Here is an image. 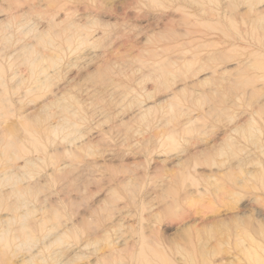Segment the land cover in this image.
<instances>
[{
  "label": "rangeland",
  "instance_id": "374dc122",
  "mask_svg": "<svg viewBox=\"0 0 264 264\" xmlns=\"http://www.w3.org/2000/svg\"><path fill=\"white\" fill-rule=\"evenodd\" d=\"M47 7V0H11V6L2 4L0 30L4 25L18 22L24 13ZM130 7V3L122 5L118 2L116 12L119 15L106 10L98 14L104 22L119 24L122 19H127L134 26L129 32L117 29L99 48L86 49L68 59L42 49L35 76L27 69L18 70L11 60L4 67L8 82L6 88H0V136L7 134L25 139L32 131L33 123L55 105H91L89 115L93 122L83 142L92 158L69 169L71 175L62 184H56L59 161L54 162L55 167H47L35 182V188L43 192L39 196L38 226H44L50 218L60 219L58 232L52 234L47 244L65 234L68 242L50 251L44 250L45 244L30 255H16L5 252L0 239V264H24L26 260L35 264H104L112 258L108 251L84 249L82 244L72 242L75 231L84 227L89 228L87 238L91 241L104 239L112 232L118 241L113 242V252L123 253L133 247L134 240L125 232L138 223L136 209L115 201L119 195L118 186L124 179L118 175L120 172L140 169L137 175H145L143 166L147 156L143 147L127 150L121 147L134 142L127 128L142 115L146 114V120L158 129L154 136L166 144L174 141L178 131H201L202 126L195 121H211L200 135L191 138L183 152L151 157L147 174L156 183L143 193L144 203L148 206L171 191L166 176H174L193 161L208 164L209 157L215 158L220 149L226 148L232 136H255L264 128V49L259 44L250 46L246 40L227 31L226 0H220L215 16L210 0H187L185 9L180 12L146 10L138 15L129 10L125 15ZM79 12V19L83 20L86 13L82 6ZM65 15L61 11L54 18L42 17L37 21L39 32H54ZM217 16L224 19L218 21ZM22 47L8 49L7 56L12 57L13 52ZM157 47L163 49L160 59L167 67L168 75L165 79L154 76L143 83L144 92L152 94L153 98L142 109L135 107L122 112L115 105L107 108L104 101L119 102L123 95L113 86L116 82L109 76L110 69L113 72L130 71L136 67L133 58L142 59L145 54H153ZM0 51L4 49L0 48ZM182 106L186 107H183V118L178 126L170 125L169 121L181 112ZM166 109H171L173 114H166ZM110 137L115 138V144L110 142ZM259 147L258 143L250 146L247 153L230 159L223 169L197 167L189 175L190 183L182 193L189 199L192 211L182 222L165 220L160 223L161 237L174 241L185 225L193 232L206 230L212 235L220 225V217L243 221L253 218L264 223V206L258 200V194L249 193L233 209L220 210L211 202L201 204L196 195L202 189L192 186L198 179L226 178V173L234 175L239 169L257 174ZM24 163V160L18 161L17 167H23ZM54 184L55 191H48ZM8 218V212H0V220ZM113 229L118 231L113 232ZM215 245L213 240L209 247ZM262 246L264 241L253 233L248 244L237 251H224L215 258V264H258Z\"/></svg>",
  "mask_w": 264,
  "mask_h": 264
},
{
  "label": "clouds",
  "instance_id": "9594fccd",
  "mask_svg": "<svg viewBox=\"0 0 264 264\" xmlns=\"http://www.w3.org/2000/svg\"><path fill=\"white\" fill-rule=\"evenodd\" d=\"M118 2L122 5L131 4L125 15L129 10L139 15L146 10L180 12L185 9L187 0H47V8L24 13L18 22L4 25L0 30V48L4 49L0 51L2 61L0 88L7 87V73L3 69L10 60L18 70L27 69L35 76L36 70L40 67L42 49L44 52L51 50L68 59L77 53H84L86 49L99 48L103 40L117 29L122 32L131 31L134 26L127 19H122L119 24H113L99 18L98 14L105 10L113 15H119L116 12ZM226 2L228 4L226 16L229 21L226 25L227 31L246 40L250 46L259 44L264 49V0ZM2 4L11 6V0H0V5ZM210 5L212 14L217 15L220 0H210ZM80 6L86 13L83 20L79 19ZM241 9L244 11L241 12ZM61 11L66 13L64 21L56 26L54 32L41 34L37 21L44 16L54 18ZM217 19L219 21L224 17L217 16ZM20 45L24 47L13 52L12 57L7 56L8 49H16ZM162 55L163 49L157 47L153 54H145L142 59L133 58L136 67L130 71L113 72L110 69L109 76L116 82L113 86L123 95L119 102L104 101L106 107L111 108L115 105L122 112L135 107L142 109L143 105L153 98L152 94L144 92L143 83L154 76L165 79L168 75L167 67L160 59ZM40 74L43 75L42 72ZM20 75L23 76L24 73L21 72ZM12 79L15 80L16 77L13 76ZM91 107L80 103L70 106L55 105L33 123L32 131L25 139H17L7 134L0 136V212L9 213L7 220H0V239L3 240L5 252L30 255L34 249L47 244L53 233L58 232L60 228L58 218H50L47 224L38 226L41 211L39 196L43 192L35 188V182L47 167H55L54 162L59 161L56 184H62L71 175L69 169L73 166L78 167L81 162L92 158V153L83 143L93 122L89 115ZM183 107L186 106H182L181 112L173 116L169 121L170 125L178 126L179 120L183 118ZM165 112L168 115L173 114L171 109H166ZM145 117L146 114L142 115L127 128L134 142L130 145H121L126 150L129 147H143L147 156L143 166L145 175H137L140 169L120 172L118 175L124 179L118 186L119 195L115 201L116 204L125 203L136 209L138 223L125 232L134 240L133 247L123 253L113 252L116 237L112 232L104 239L91 241L87 238L88 227L77 229L72 236V242L82 244L84 249L108 251L112 258L104 261V264H215V258L224 251H237L248 244L253 233L264 241V223H259L253 218L243 221L225 220L220 217V225L212 235L206 230L193 232L187 225L174 241H166L159 233L160 223L165 220L182 222L192 211L189 199L182 193L190 183L189 175L194 173L197 167L223 169L230 159L244 155L250 150V146L257 143L260 146L259 162L256 163L257 174H249L246 169H239L234 175L226 173V178L213 177L210 181L198 179L192 186L202 189L198 190L196 195L201 204L211 202L220 210L233 209L249 193L258 194L257 198L264 206V128L255 136L248 134L232 136L226 148L220 149L215 158L209 157L208 164L193 161L179 169L174 176H166L165 180L171 191L164 193L148 206L144 203L143 193L146 188L156 183L147 174L151 157L157 154L183 152L191 143V138L200 135L203 128L210 126L211 121L204 119L195 121L194 123L202 126L201 131H178L175 133L174 141L166 144L154 136L158 129ZM109 140L113 144L116 143L113 137ZM58 149L60 151H57ZM20 160L25 161L23 167H17ZM56 184L47 190L55 191ZM213 240L216 241V245L209 247ZM67 242L68 235L65 234L55 239L53 243L47 244L44 250L50 251ZM260 252L258 264H264V246ZM24 264L35 262L26 260Z\"/></svg>",
  "mask_w": 264,
  "mask_h": 264
}]
</instances>
